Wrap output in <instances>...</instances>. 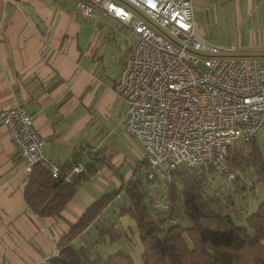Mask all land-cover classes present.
Here are the masks:
<instances>
[{"label":"crops","instance_id":"0c3cea01","mask_svg":"<svg viewBox=\"0 0 264 264\" xmlns=\"http://www.w3.org/2000/svg\"><path fill=\"white\" fill-rule=\"evenodd\" d=\"M192 2L199 37L214 45L233 42L238 47L233 55H264V42H255L248 34L249 29L264 31V0ZM74 3L0 0V111L22 105L43 139L44 160L60 168L76 160L86 171L63 210V219H38L23 198L31 168L0 120V264H51L52 250L69 230L67 223L75 222L105 195L113 198L99 220L112 207L103 224L117 223L119 229L136 232L129 221L134 223L133 219L120 209L129 205L127 189L136 183L144 153L128 166L127 156L112 151L111 143L99 137H108L105 132L126 119L127 108L117 100L114 84L137 37L99 8L90 16L76 13ZM107 185L113 188L103 194ZM142 186L152 189L148 182ZM247 194L252 209L264 200V187L258 184ZM89 232L93 241L96 231ZM83 234L73 242L85 241Z\"/></svg>","mask_w":264,"mask_h":264},{"label":"built area","instance_id":"2783aa9c","mask_svg":"<svg viewBox=\"0 0 264 264\" xmlns=\"http://www.w3.org/2000/svg\"><path fill=\"white\" fill-rule=\"evenodd\" d=\"M74 4L83 16L101 9L137 37L114 90L127 108L125 130L144 153L134 180L152 185L148 194L155 207L167 209L156 189L168 186L181 165L226 172L228 147L264 129V56L233 55L236 45L218 46L199 37L192 0ZM0 120L30 168L40 163L53 177L61 175L58 165L44 160L43 139L22 105L0 111ZM83 171L77 163L63 179L71 183ZM58 255L59 249H53L51 256Z\"/></svg>","mask_w":264,"mask_h":264},{"label":"trees","instance_id":"16d2710c","mask_svg":"<svg viewBox=\"0 0 264 264\" xmlns=\"http://www.w3.org/2000/svg\"><path fill=\"white\" fill-rule=\"evenodd\" d=\"M256 139L237 141L228 147L226 172L206 165H181L173 171L171 183L156 189L158 198L167 204L166 210L152 204L142 181H135L128 187L129 205H123L120 211L135 223V240L142 247L138 262L133 255L138 253L133 245V232L119 229L115 226L117 223L103 224L99 220L106 204L113 198L111 194L95 201L75 222L67 223L68 232L57 242L59 255L50 256L49 262L264 264V200L251 210L247 209L250 207L247 193L258 184L264 187V153ZM77 163L80 162L75 160L61 166L58 177H53L40 163L31 167L23 198L38 219H63V210L86 173L83 171L71 183L64 181V174ZM86 167L90 169V166ZM91 169H95L94 165ZM228 172L238 175L233 180L228 179ZM180 217L187 221L185 226L178 224ZM92 224L96 231L93 241L87 236L83 244L73 242ZM113 245L114 248L118 245L115 251L110 249L108 254L101 253Z\"/></svg>","mask_w":264,"mask_h":264},{"label":"rangeland","instance_id":"374dc122","mask_svg":"<svg viewBox=\"0 0 264 264\" xmlns=\"http://www.w3.org/2000/svg\"><path fill=\"white\" fill-rule=\"evenodd\" d=\"M249 23L252 25L251 21H249ZM249 30L250 31H248V34L251 37H253V40L255 42H259V43L264 42V31H261V30H259V31L255 30L254 31L253 29H249ZM244 37L245 38L247 37V31H245V34H244L243 38ZM221 42H226V41L224 39H222ZM232 44H233V42H229V44L225 43L224 45H218V46H228V45H232ZM215 45H217V44H215ZM124 124H125V121H124V123L122 122L119 127L113 129L112 131L107 130L105 132V136L107 135L108 137H104L103 134H100L99 139H102L103 141H106L109 144L111 143V145H112L111 150L112 151L113 150H119V151L123 152L127 156V158L124 159V162L127 163L128 166H129V163H130V166L132 167L133 165H135V163H137L140 160V157L143 154V151H142L141 147L138 145V143L136 142V140L126 132ZM257 143H258V145H260L262 153H264V130H262V132L260 133V135H259V137L257 139ZM218 173H217V175H218ZM230 175H233V177L236 178L238 174L236 172H228V179H232L233 180L234 178H231ZM103 188H104V191H103V194H104V193H107L110 190H112L113 187L107 185V186H104ZM164 201H165L164 199L159 197V202L161 204H163ZM110 208H112V207H109L108 210L105 209V211L103 212V215L101 216V218H102L101 222L103 220L104 221H108L109 220L108 216L111 214V211H112ZM247 209L251 210V208H249V207H247ZM115 218L110 219V220H115ZM126 219L127 218H125V217L121 218V221L119 222V224H121L122 220L125 221ZM129 221L135 227L134 223L131 220H129ZM177 221H178V224L180 226H185L186 223H187V221L183 217H180V220L177 219ZM93 229H94V227L91 228L89 231H91ZM130 235H131V233H130ZM85 236L86 237L89 236L88 239H90V233L85 234ZM85 236H84V238H85ZM131 236L134 238V240H133L134 249H136L138 251L137 254H133L135 256L134 259H135L136 262H138L139 258H140L142 247H141L140 244L137 243V240H135V238L137 237L136 232L132 233ZM83 243H85V241L83 240V238H81L78 241V245L83 244ZM117 247H118V245L116 246V248H114V245H113V247L109 246L108 248H105L103 251H101V253L102 254H106V253L108 254L110 249L115 251V249H117Z\"/></svg>","mask_w":264,"mask_h":264}]
</instances>
